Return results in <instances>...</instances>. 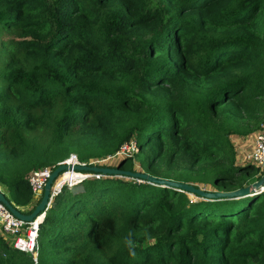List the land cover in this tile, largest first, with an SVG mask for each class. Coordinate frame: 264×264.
<instances>
[{
  "label": "trees",
  "instance_id": "trees-1",
  "mask_svg": "<svg viewBox=\"0 0 264 264\" xmlns=\"http://www.w3.org/2000/svg\"><path fill=\"white\" fill-rule=\"evenodd\" d=\"M1 34L0 187L19 211L39 202L32 172L73 152L213 191L248 185L255 165L232 163L217 117L264 111V0H0ZM132 140L116 166L93 162ZM143 180L65 188L40 222L38 262L0 231V264H264V192L192 202Z\"/></svg>",
  "mask_w": 264,
  "mask_h": 264
},
{
  "label": "built area",
  "instance_id": "built-area-1",
  "mask_svg": "<svg viewBox=\"0 0 264 264\" xmlns=\"http://www.w3.org/2000/svg\"><path fill=\"white\" fill-rule=\"evenodd\" d=\"M139 151L137 141L125 143L118 151L119 156H131L133 153ZM117 154V155H118ZM246 161L254 164L262 169V175L264 174V127L258 133L255 139L253 150L246 156ZM67 164L70 168L63 171L54 180L50 192L49 205L51 206L56 197H58L66 187H73L78 183L89 177H101V173H91L87 171L76 170V165H86L85 162L79 160L76 154H71L70 157L64 161L58 163ZM53 171L51 167H44L32 172L29 177V183L34 194V198L38 200L41 198L45 185ZM70 174L76 175L71 177ZM261 175V176H262ZM138 182H143V179L136 178ZM264 192V186L255 189L253 194ZM40 196V197H39ZM39 217L35 220L27 222L18 218L9 207L0 201V231L11 240V244L14 248L28 251L33 253L36 263L38 262V235H39Z\"/></svg>",
  "mask_w": 264,
  "mask_h": 264
},
{
  "label": "water",
  "instance_id": "water-1",
  "mask_svg": "<svg viewBox=\"0 0 264 264\" xmlns=\"http://www.w3.org/2000/svg\"><path fill=\"white\" fill-rule=\"evenodd\" d=\"M68 168L70 167L67 164H60L56 168H54L45 185V189L42 197L40 198V201L35 205L33 211L29 214L23 213L19 211L17 208H15L11 204V202L7 199L1 187H0V201L5 203L18 218L24 221L30 222L35 220L37 217H41V216H43L44 218L46 210L50 207L49 198H50L52 184L54 180L59 176V174L67 170ZM74 168L82 171L98 172L104 175H124L132 178L145 179L153 184L169 187L177 191H184L191 195L199 196L203 199H208V200H226V199L228 200V199H236V198L237 199L245 198L248 196H252L253 193L255 192V189L264 186V174L260 177L259 180H256L252 184L246 185L244 187L232 191H220V190L211 191V190L202 189L191 183L157 177L146 172L124 170L120 168L119 165H117L116 167H110V166L86 164V165H76Z\"/></svg>",
  "mask_w": 264,
  "mask_h": 264
},
{
  "label": "rangeland",
  "instance_id": "rangeland-1",
  "mask_svg": "<svg viewBox=\"0 0 264 264\" xmlns=\"http://www.w3.org/2000/svg\"><path fill=\"white\" fill-rule=\"evenodd\" d=\"M7 38L8 37L6 36V34L0 35V39H7ZM217 121H218V124L221 128L224 127V128H227L229 130L228 136L230 138L231 145H232V148L234 151V153H233L234 158H233L232 163H235V165H237V166L249 164V162L246 161L245 159H246V156L254 148L256 136L264 127V111L262 112V114L258 118L255 117V119L251 118L250 120H243V121L237 122V121H229L227 116L219 115L217 117ZM132 141H135V140H132ZM118 151L113 155H109V156L103 158L102 160H93V162H95V164H98V163L102 164L103 163V164H112L113 166H116L118 164L117 158H120ZM228 151L230 152L229 149H228ZM71 154H76V153L73 152ZM71 154L68 157H70ZM219 159H217L213 162L205 163L202 167L195 168L191 172L192 180L197 181L199 178H203L204 175H206V173H208L212 170L214 164H216L219 161ZM135 168H139V169L141 168V166L139 167V162L135 163ZM255 168L258 169L259 167L257 168V166H255L253 168L254 171L247 174L248 185L255 182V181H252L253 177H258L262 174L261 168H259L260 172H258V173H257V170ZM174 171H176V173H178V174H184L185 173L184 170L182 168H179V167L174 168ZM199 185L202 186V189L206 188V190L213 191L212 185H210V184L200 183ZM1 188L6 189V187L3 188L2 186H1ZM189 195L191 197L192 202L198 201L199 197H197L195 195H191V194H189ZM35 202H36V199L34 198L32 200V202L30 203V206H33L35 204Z\"/></svg>",
  "mask_w": 264,
  "mask_h": 264
},
{
  "label": "clouds",
  "instance_id": "clouds-1",
  "mask_svg": "<svg viewBox=\"0 0 264 264\" xmlns=\"http://www.w3.org/2000/svg\"><path fill=\"white\" fill-rule=\"evenodd\" d=\"M68 158V157H67ZM64 161V160H63ZM59 165V164H58ZM54 170V169H53ZM76 170H78V169H76ZM80 171H82V170H80ZM87 172H91V173H96V172H93V171H87ZM62 173V172H61ZM98 173V172H97ZM102 174V173H101ZM90 178V177H89ZM88 179V178H87ZM86 180V179H85ZM85 180H83V181H85ZM82 181V182H83ZM82 182H80V183H78L77 185H79V184H81ZM76 186V185H75ZM74 187V186H73ZM73 187H66V188H73ZM44 192V191H43ZM43 195V194H42ZM42 197V196H41ZM36 201H40V198L38 199V200H36Z\"/></svg>",
  "mask_w": 264,
  "mask_h": 264
},
{
  "label": "bare ground",
  "instance_id": "bare-ground-1",
  "mask_svg": "<svg viewBox=\"0 0 264 264\" xmlns=\"http://www.w3.org/2000/svg\"><path fill=\"white\" fill-rule=\"evenodd\" d=\"M70 176H71V177H76V175H74V174H70ZM42 220H43V216L39 217L38 222H40V221H42Z\"/></svg>",
  "mask_w": 264,
  "mask_h": 264
}]
</instances>
